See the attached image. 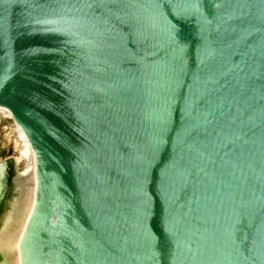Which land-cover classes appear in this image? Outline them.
<instances>
[{
  "label": "water",
  "instance_id": "1",
  "mask_svg": "<svg viewBox=\"0 0 264 264\" xmlns=\"http://www.w3.org/2000/svg\"><path fill=\"white\" fill-rule=\"evenodd\" d=\"M0 106V264H264V0H0Z\"/></svg>",
  "mask_w": 264,
  "mask_h": 264
},
{
  "label": "bare ground",
  "instance_id": "2",
  "mask_svg": "<svg viewBox=\"0 0 264 264\" xmlns=\"http://www.w3.org/2000/svg\"><path fill=\"white\" fill-rule=\"evenodd\" d=\"M0 120H3V121L9 120L13 123L12 125L9 124L8 127H6L7 133H5L4 137L8 142H13L14 149L16 150V152L18 153V156H19L16 159V163H19V161L23 162L22 163L23 167L19 171H22V176H25L30 171V167H29L30 156L28 154L30 142L28 143V139H27L23 129L17 123L14 122L10 111L4 106H0ZM30 145H31V143H30ZM31 148H32V152H33V155L35 158V152H34L32 145H31ZM35 185H36V192H37L38 191V180H37L36 174H35ZM36 202H37V193H36V197L34 199H31L32 208L27 211V221H26L25 234H26V231L28 229L29 223L32 219V215L35 211ZM24 237H23V239H24Z\"/></svg>",
  "mask_w": 264,
  "mask_h": 264
},
{
  "label": "rangeland",
  "instance_id": "3",
  "mask_svg": "<svg viewBox=\"0 0 264 264\" xmlns=\"http://www.w3.org/2000/svg\"><path fill=\"white\" fill-rule=\"evenodd\" d=\"M0 123H2V126H0V149L4 150V154H5V155L8 154V147L11 145V146H10V150H11V152H10L7 156L3 157V158L1 159V161H4V160H6V159L12 157V159H13V161H14V165H15V167H16L18 170H21L22 167H23V164H22L23 162H22V161H19V163H16V159H17L19 156H18V153L16 152V150L14 149V144H13V142H8V141L5 139V137H4L5 133H7V131H6L7 129H6V127H8L9 124L12 125L13 123H12L11 121H9V120H7V121L0 120ZM5 131H6V132H5ZM20 167H21V168H20Z\"/></svg>",
  "mask_w": 264,
  "mask_h": 264
}]
</instances>
